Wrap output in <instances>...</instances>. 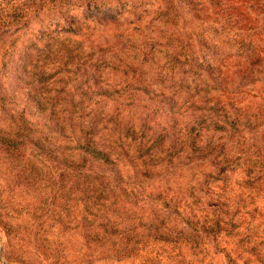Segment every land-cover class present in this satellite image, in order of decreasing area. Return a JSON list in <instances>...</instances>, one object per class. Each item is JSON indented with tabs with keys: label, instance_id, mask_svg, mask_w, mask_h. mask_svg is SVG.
<instances>
[{
	"label": "rangeland",
	"instance_id": "374dc122",
	"mask_svg": "<svg viewBox=\"0 0 264 264\" xmlns=\"http://www.w3.org/2000/svg\"><path fill=\"white\" fill-rule=\"evenodd\" d=\"M1 6L0 264H226L225 245L264 264V0ZM199 45L218 65L196 76L180 63ZM224 113L259 125L192 141ZM90 136L115 168L82 160Z\"/></svg>",
	"mask_w": 264,
	"mask_h": 264
},
{
	"label": "trees",
	"instance_id": "16d2710c",
	"mask_svg": "<svg viewBox=\"0 0 264 264\" xmlns=\"http://www.w3.org/2000/svg\"><path fill=\"white\" fill-rule=\"evenodd\" d=\"M9 2L10 0H3L2 2H0V4H2L1 8L5 9L8 6ZM57 24L58 23H56V25ZM69 28L71 29L70 25H69ZM196 47H197L196 48L197 51H195V47H193L190 53L185 54V58L182 60L180 64L183 65L184 68L189 70V72L196 74V76L197 75L200 76L202 70H205L206 72L208 71L212 72L211 69L218 65V64L216 65V61H214L213 59L215 54L211 52L213 56L210 57L209 59L205 58V55H206V52L210 50L213 51L215 49H211L210 47H207L206 49H202L201 45L196 46ZM170 63L171 61L167 63L166 61L163 62L161 60V63L157 65L160 69V72L166 73L167 79H173L179 73L177 65L173 64L172 66L171 65L172 63L171 64ZM40 80L41 79L38 80L37 84H39ZM184 80H186V82H192V80L189 79L188 76H185ZM93 92H96L97 94H107V95L110 94V92H108L107 89H104V90L98 89V91H93ZM37 93H39V90L38 88H36V85L34 84H29V86L26 88L24 92V94L26 95L25 97L26 100L28 102L29 101L34 102L37 105V109L39 110V112L42 114H45L46 108L43 106L42 97H39ZM140 101L141 99H139L137 95H134L133 93H131V94L125 95V97H123L122 101L120 102H122L126 106H131L134 104L141 105ZM52 113L53 112L51 111L50 114ZM224 114L226 115H224L223 117H218L217 115L207 116L206 114H202L195 125L196 130H198V133L195 135V137L192 138V141L199 140L198 136L200 137L199 135L200 132L202 135L203 132L208 129H211L213 131H227V132H232V133H240L242 132L241 130L246 129L250 126L257 127L259 125V122L255 120H254V123H252L251 121L249 122L248 120L241 119L239 115L231 116L229 115L230 113H224ZM18 115H19L18 119L20 122L19 124L20 127H17V131H14V134L16 135L14 136L15 139H17L18 136H21V133H20L21 130L25 128H30L28 124V120H27L28 118L26 116V110L22 109L21 111H19ZM193 130L194 129H191V131ZM5 141H7L8 143L12 142L11 143L12 145L16 144V141L14 140L12 141V140L6 139ZM77 147L79 151L84 154V157H82L83 161L88 160V161L96 162L100 165H103L104 167H111V168H115L117 165V160H116L117 155L115 157H112L114 152L112 150H106L103 147H100L92 136L85 137L82 143H78ZM203 148L204 147H201V150ZM76 166L79 167V164H76ZM80 166L82 165L80 164ZM188 222L190 223V221ZM224 224H225L224 219H222V217H219L214 223H208L207 225H201V230L207 231L209 233L212 230V228L214 229L218 228V231L222 232L223 229L222 227H219V226H224ZM212 234L217 236L218 233L214 231ZM224 239L225 237L223 236L221 238V241ZM222 249L224 251V257L226 260V264H250L249 258L242 255L243 254L242 250L244 251V249L240 250L239 246L233 249L232 247H228V245H225ZM244 253H246V251Z\"/></svg>",
	"mask_w": 264,
	"mask_h": 264
}]
</instances>
